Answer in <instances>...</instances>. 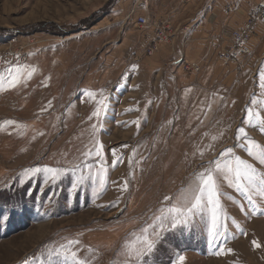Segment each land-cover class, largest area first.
Listing matches in <instances>:
<instances>
[{
    "label": "rangeland",
    "instance_id": "374dc122",
    "mask_svg": "<svg viewBox=\"0 0 264 264\" xmlns=\"http://www.w3.org/2000/svg\"><path fill=\"white\" fill-rule=\"evenodd\" d=\"M248 9L246 0H0V264H63L49 252L69 241L88 264H125L126 245L145 227L154 238L160 209L225 149L264 173L237 141L245 127L264 146L245 123L249 108L264 119V22L250 57L218 60ZM156 20L169 38L147 55ZM37 166L69 172L55 185L21 182ZM73 169L102 177L103 189L93 196L88 181L70 193ZM219 192L224 236L209 243L205 211L188 227L167 225L143 264H264V198L253 194L254 209L223 179Z\"/></svg>",
    "mask_w": 264,
    "mask_h": 264
},
{
    "label": "snow or ice",
    "instance_id": "6c2138e0",
    "mask_svg": "<svg viewBox=\"0 0 264 264\" xmlns=\"http://www.w3.org/2000/svg\"><path fill=\"white\" fill-rule=\"evenodd\" d=\"M17 73L19 69L15 70ZM12 70H10V75ZM261 81H264V74H261ZM13 87L18 82L17 76L12 75L11 80L8 81ZM264 86V84H262ZM88 95H92L88 93ZM106 108V105H105ZM101 112L100 107L92 113L93 116H99ZM11 123V122H9ZM245 123L254 127H259V130L264 133V119H261L259 114L254 116L251 108L247 109V117ZM246 141L242 146L245 148L247 155L257 160L260 164H264V146H261L253 139H248L245 127H240L237 132V141ZM213 166L195 174L191 184L182 189L177 203L171 207L160 209V215L155 216L156 224L150 226L153 228L152 236L148 235V227L141 230V235L136 237L135 243L126 245L125 252L129 260H134L135 264H143L145 257L151 255L157 247L160 239H162L161 232L166 230V226L170 225L171 229H176L178 226L188 227L193 221V217L201 215L205 211L210 213V227L208 230L209 243H213L218 237L224 236L225 233L221 231L223 227L219 221L218 210L220 209V179L227 182L229 187L234 188L241 194L255 209V200L253 194L264 198V173H258L253 164L248 160L235 155L233 148H227L220 153V158L211 162ZM69 172L65 168H53L49 166H37L25 169L21 174V182L24 178L29 180L38 176L43 178V182L55 185L62 177ZM73 180L70 186V193L75 194L79 191L81 186L90 181L92 184V194L96 196L97 193L103 189L104 180L102 177H93L91 174L85 176L83 174L77 176L75 170H72ZM170 197L165 196V201H170ZM3 219H7L4 217ZM78 241H69L67 244L61 246L58 250L49 252V256L62 257L63 264H88L86 259L78 258L76 251H70L74 244ZM256 243L255 241L253 242ZM258 246V245H257ZM231 251V250H229ZM179 260L183 262L184 257L180 256Z\"/></svg>",
    "mask_w": 264,
    "mask_h": 264
},
{
    "label": "built area",
    "instance_id": "2783aa9c",
    "mask_svg": "<svg viewBox=\"0 0 264 264\" xmlns=\"http://www.w3.org/2000/svg\"><path fill=\"white\" fill-rule=\"evenodd\" d=\"M246 3L249 6L247 18L232 31L228 46L218 52V60L222 64L237 65L241 60L250 57L252 53L251 40L256 36L260 25L264 22V0H246ZM231 9H233L232 6L225 8L227 12ZM136 22L141 29L151 26L149 19L144 15L138 16ZM152 26L156 31V37L149 42L146 48L147 55H152L157 51L158 46L169 38V25L166 20H156ZM190 67H194V65ZM190 67L186 63V70H189Z\"/></svg>",
    "mask_w": 264,
    "mask_h": 264
}]
</instances>
